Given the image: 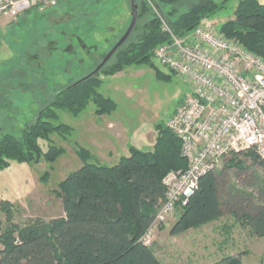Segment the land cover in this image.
Returning <instances> with one entry per match:
<instances>
[{
    "label": "trees",
    "instance_id": "trees-1",
    "mask_svg": "<svg viewBox=\"0 0 264 264\" xmlns=\"http://www.w3.org/2000/svg\"><path fill=\"white\" fill-rule=\"evenodd\" d=\"M230 1L199 0L184 12H179L181 0H159V3L172 7L163 18L175 34L185 36L216 17ZM154 7L153 11L142 6L140 11L139 6L138 16L145 17L152 11L151 18L136 40L131 37L119 48L100 75L78 83L102 60L91 72L55 92L52 100L40 109L36 119L28 123L20 135L0 134V170L8 168L12 162L53 164L67 152L52 139L53 134H58L68 140L73 132L72 126L60 122L59 110L79 116L90 103L96 106L98 115L116 110V101L100 90L104 78L130 66L151 63L155 49L169 39L162 27L160 6ZM220 30L264 58V2L238 0L234 17L224 22ZM157 130L152 149L131 147L130 155L121 157L113 165L100 162L88 149L76 143L75 152L82 166L60 182L56 190L62 199L65 216L51 222L38 219L18 229V234L15 227L6 230L0 236L3 245L0 264H162L153 245L144 244L140 238L164 200V177L171 170L185 169L187 160L182 155L179 136L167 125H158ZM240 154L264 167L256 150ZM235 163L239 167L243 162L235 159ZM222 190L223 183L215 171L203 175L188 203L178 207L181 216L171 233L182 234L227 212H234L237 219L248 220L256 236L264 237V204L257 208L247 202L240 205L228 199L227 193L224 196ZM12 206L10 201L1 203L9 218ZM213 264L245 263L240 257L224 255Z\"/></svg>",
    "mask_w": 264,
    "mask_h": 264
},
{
    "label": "rangeland",
    "instance_id": "rangeland-1",
    "mask_svg": "<svg viewBox=\"0 0 264 264\" xmlns=\"http://www.w3.org/2000/svg\"><path fill=\"white\" fill-rule=\"evenodd\" d=\"M198 1L181 0L179 12ZM136 3L140 11L142 6L153 11L154 5L160 6L159 13L164 18L172 8L159 0H136ZM237 3L238 0H231L226 9L204 24L220 28L234 17ZM151 16L152 11L145 17L138 16V28H134L129 39L136 40ZM131 18V0H58L43 13L32 9L15 18H1L0 134L20 135L55 92L94 69L126 32ZM100 90L117 103L110 119L116 121L118 136L124 138L127 133L130 142L145 148L157 136L158 125L166 126L193 91L190 83L176 76L155 56L151 63L130 66L105 77ZM95 109L90 103L79 116L58 111L60 122L72 126L73 132L68 140L52 135L53 142L67 150L55 163L12 162L0 170V236L13 227L18 234V229L38 219L51 222L65 216L56 190L82 164L75 152L76 143L82 142L84 123L94 115ZM235 159L242 161V165L236 166ZM215 172L222 179V194L227 193L231 201L236 200L240 205L247 202L253 208L264 204L263 166L252 163L243 154L231 153ZM2 201L13 205L10 218L2 210ZM180 216L181 210L177 209L160 226L153 247L162 264H199V228L178 235L171 233ZM2 247L0 243V250Z\"/></svg>",
    "mask_w": 264,
    "mask_h": 264
},
{
    "label": "built area",
    "instance_id": "built-area-1",
    "mask_svg": "<svg viewBox=\"0 0 264 264\" xmlns=\"http://www.w3.org/2000/svg\"><path fill=\"white\" fill-rule=\"evenodd\" d=\"M57 1L0 0V19L32 8L43 12ZM160 17L169 39L154 56L193 91L167 122L181 139L187 167L164 177V200L140 238L146 245H153L160 226L188 203L200 178L215 171L227 155L254 149L264 161V58L220 28L203 23L179 36Z\"/></svg>",
    "mask_w": 264,
    "mask_h": 264
},
{
    "label": "crops",
    "instance_id": "crops-1",
    "mask_svg": "<svg viewBox=\"0 0 264 264\" xmlns=\"http://www.w3.org/2000/svg\"><path fill=\"white\" fill-rule=\"evenodd\" d=\"M95 111L85 121L82 142L77 144L88 149L100 162L113 165L121 157L129 156L131 147L149 150L155 145L157 136L149 148L130 142L127 133L124 138L118 136L116 121L110 119L111 114L98 115ZM217 176L222 181L218 174ZM224 254L240 257L245 264H261L264 257V237L256 236L248 220L237 219L234 212H227L216 220L199 226V264H213L221 260Z\"/></svg>",
    "mask_w": 264,
    "mask_h": 264
},
{
    "label": "water",
    "instance_id": "water-1",
    "mask_svg": "<svg viewBox=\"0 0 264 264\" xmlns=\"http://www.w3.org/2000/svg\"><path fill=\"white\" fill-rule=\"evenodd\" d=\"M138 9L139 6L136 3V0H131V22L126 30V32L120 37V39L115 43V45L111 48V50L105 55V57L102 59V61L99 63V65L87 76L83 77L78 81L82 82L83 80L93 76V75H100L101 70L104 68V66L112 59V57L115 55V53L119 50V48L125 44V42L129 39L131 36L138 20Z\"/></svg>",
    "mask_w": 264,
    "mask_h": 264
}]
</instances>
